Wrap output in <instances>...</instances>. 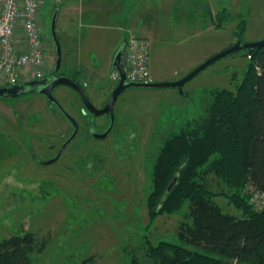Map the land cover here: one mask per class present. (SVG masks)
<instances>
[{
  "label": "rangeland",
  "instance_id": "374dc122",
  "mask_svg": "<svg viewBox=\"0 0 264 264\" xmlns=\"http://www.w3.org/2000/svg\"><path fill=\"white\" fill-rule=\"evenodd\" d=\"M64 1L42 0L41 21L46 35H51L56 5ZM129 5L131 21L140 27L139 33L131 34L150 41L154 80L180 79L235 43L239 38L234 30L241 13L248 19V28L240 39L247 42L264 37V0H134L128 1ZM224 7L232 18L216 27L210 12L216 14ZM65 12L63 5L57 20L62 70L78 78L95 105L101 107L117 81L111 77V67L103 62L108 49L104 37L100 42L94 36L114 29L76 20L70 26L77 34L72 45L71 34L64 30ZM76 47L99 60L98 70L80 63ZM46 58L50 71L56 61L54 46L46 52ZM247 62L244 51L225 56L186 82L183 91L177 86L125 89L116 101L115 128L104 140L92 138L87 132L92 115H83L77 91L61 85L57 95L79 119L81 131L59 161L44 166L36 161L34 153L42 159L51 157L56 151L53 146L58 147L71 133L70 121L44 96L27 93L0 97V241L26 231H34L39 238L50 235L46 248L32 255L33 264H129L124 245L145 232L154 242L167 239L206 251L179 236L178 227L185 221L181 213L162 214L146 228L152 155L164 133L180 129L205 112L210 88L235 89ZM94 73L96 76L90 78ZM96 116L101 126L109 122L106 114ZM96 148L104 153V160L102 166L93 169ZM208 181L214 190L228 188L215 174H210ZM214 199L225 212L242 215L225 195ZM213 253L222 257L218 251Z\"/></svg>",
  "mask_w": 264,
  "mask_h": 264
},
{
  "label": "trees",
  "instance_id": "16d2710c",
  "mask_svg": "<svg viewBox=\"0 0 264 264\" xmlns=\"http://www.w3.org/2000/svg\"><path fill=\"white\" fill-rule=\"evenodd\" d=\"M210 14L216 27L232 18L226 7ZM247 28L241 13L237 38ZM241 51L248 62L235 89L210 88L205 112L164 133L152 155L146 228L162 214L181 213L179 236L209 252L167 239L154 242L145 232L124 245L129 264H264V208L251 201L253 189L264 191V45L250 54ZM210 174L228 188L214 190ZM222 194L241 216L221 209L214 198ZM49 240L50 235L39 238L34 231L6 236L0 241V264H33L32 255Z\"/></svg>",
  "mask_w": 264,
  "mask_h": 264
},
{
  "label": "built area",
  "instance_id": "2783aa9c",
  "mask_svg": "<svg viewBox=\"0 0 264 264\" xmlns=\"http://www.w3.org/2000/svg\"><path fill=\"white\" fill-rule=\"evenodd\" d=\"M42 0H0V86L41 77L47 68V35L41 21ZM150 41L131 34L123 43L122 64L128 81L153 80ZM117 82L120 72H111ZM251 201L264 208V191L253 189Z\"/></svg>",
  "mask_w": 264,
  "mask_h": 264
},
{
  "label": "water",
  "instance_id": "95a60500",
  "mask_svg": "<svg viewBox=\"0 0 264 264\" xmlns=\"http://www.w3.org/2000/svg\"><path fill=\"white\" fill-rule=\"evenodd\" d=\"M62 7V4L58 5L53 13L52 19H51V33L52 37L56 43V55H57V62H56V69L58 70L62 63V45L58 36L57 32V20H58V14ZM264 45V37L255 40V41H247L243 42L240 38L230 45L229 47L223 49L222 51L215 53L214 55L208 57L204 61H202L199 65H197L195 68H193L189 73H187L185 76H183L180 79L173 80V81H165V80H151L147 82H136V81H128L126 78V73L122 64L121 55L123 51V45L117 50L114 60H113V67L114 69L117 68L120 72V79L115 85V87L112 89V92L110 94L109 100L107 103L102 106H96L93 102L87 87L78 79L70 75H59L56 76L54 79L49 80L50 76L40 77L37 79H33L30 81L15 83L11 85H3L0 86V97L6 96V97H17L25 92H31V91H40L45 94H47L50 102H55L60 110L64 113L65 116H67L70 121L72 122V125L74 127L73 132L71 135L66 139V141L63 143L62 148L63 149L68 143H70L79 133L80 130V122L68 109L65 107V105L61 102L59 98L54 93V88L57 85L65 84L73 89H75L79 95L82 98L83 103L85 104V107L91 111L94 115H100L104 113H110L111 121L109 127L104 132H97L95 131L93 134L96 137L103 138L105 137L113 128L115 124V104L119 97V95L127 88L130 87H165V86H177L180 88L181 91H183V86L186 82H188L190 79H192L194 76H196L199 72H201L203 69H205L210 64L216 62L217 60L228 56L230 54H233L235 52L241 51V50H247V53H251L254 49L259 48ZM56 73V71L54 72ZM58 157V156H57ZM57 157L48 160L47 162H53L57 159ZM176 181V178L173 180L171 185H174Z\"/></svg>",
  "mask_w": 264,
  "mask_h": 264
},
{
  "label": "crops",
  "instance_id": "0c3cea01",
  "mask_svg": "<svg viewBox=\"0 0 264 264\" xmlns=\"http://www.w3.org/2000/svg\"><path fill=\"white\" fill-rule=\"evenodd\" d=\"M128 1L134 0H66L63 4L66 10L64 15L66 17L64 30L67 31V33L69 31L71 34H68V37L69 40H72V45L77 34L71 30L70 26L71 23L76 20L84 21L87 23L86 25L89 26H96L97 23L103 25L106 24L111 27L110 29H114L109 33L94 36L96 41L100 42H103L102 39L104 37L108 45L107 53L104 56L103 62L107 67H111V71L114 69L113 60L116 51L123 45L126 38L132 32H140V27L136 26V24H133L131 21L132 14L129 8L131 6H128ZM81 32L80 34H82V36H92L88 32ZM71 43H69V47L72 46ZM76 49L77 55H80L79 61L82 65L93 67L98 70V59H93L92 55L89 56V54H84V52L79 51L80 49L77 47ZM74 51L76 52L75 48ZM93 75L96 76V73L90 74L89 77L93 78Z\"/></svg>",
  "mask_w": 264,
  "mask_h": 264
},
{
  "label": "flooded vegetation",
  "instance_id": "af4514ba",
  "mask_svg": "<svg viewBox=\"0 0 264 264\" xmlns=\"http://www.w3.org/2000/svg\"><path fill=\"white\" fill-rule=\"evenodd\" d=\"M58 36H59V33H58ZM59 39H60V36H59ZM55 47V52H56V43H55V41H54V39H53V37H52V33H51V35H47V50H46V52L49 50V48H52V47ZM122 56V55H121ZM56 62H57V55H56V61H55V64H54V67L50 70V71H47V68H46V71H45V73L41 76V77H45V76H50L49 78V80H52V79H54L56 76H59V75H68V74H66L63 70H62V63H61V66L59 67V69L57 70L56 69ZM56 71V73H54ZM38 78H40V77H38ZM35 79H37V78H35ZM33 80V79H32ZM61 85H65V84H60V85H57L55 88H54V93H55V95L57 96V98H59L58 97V95H57V90H58V88H60V86ZM66 86H68V85H66ZM70 87V86H69ZM115 87V85L112 87V89ZM72 88V87H71ZM73 89V88H72ZM112 89H111V92H112ZM75 90V89H74ZM76 91V90H75ZM27 93H29V94H32V96H36V95H40V96H44L47 100H48V102H50V100H49V98H48V96H47V94H45V93H43V92H40V91H31V92H25V93H23V94H27ZM78 93V92H77ZM79 94V93H78ZM18 97V96H17ZM81 97V96H80ZM109 97H110V95H109ZM109 97H108V99H107V101L109 100ZM29 98H31V97H29ZM82 99V98H81ZM107 101L104 103V105L107 103ZM62 102V101H61ZM51 104H53L54 106H56L59 110H60V108L58 107V105L55 103V102H50ZM63 103V102H62ZM82 104H83V106H82V109H81V111H82V113H83V115L86 117V118H89V117H91V115H92V119L90 120V121H88L87 122V125H86V129H87V132H89V135L92 137V138H95V139H101V140H104V139H106L107 137H109L110 135H111V133L113 132V130H114V128H115V124H114V126H113V128L111 129V131L105 136V137H103V138H99V137H96L93 133L95 132V131H97V132H104L108 127H109V125H110V121H111V116H110V113H104V114H106L107 115V117L109 118V122L108 123H105L104 125H100V123H99V120L96 118L97 116L96 115H94L91 111H89L86 107H85V104L83 103V101H82ZM104 105H102V106H104ZM116 105V104H115ZM101 106V107H102ZM66 107V106H65ZM68 109V108H67ZM69 110V109H68ZM60 112L64 115V113L60 110ZM75 116V115H74ZM76 117V116H75ZM66 118H68L67 116H66ZM68 120L70 121V119L68 118ZM79 120V119H78ZM80 122V121H79ZM70 124H71V127H72V131H71V133L73 132V129H74V127H73V125H72V122L70 121ZM81 122H80V130H79V133H78V135L76 136V137H78L79 135H80V131H81ZM71 133L68 135V137L71 135ZM67 137V138H68ZM76 137L74 138V139H76ZM66 138V139H67ZM66 139L65 140H63L61 143H60V145L58 146V147H56V146H53V145H51V146H53V148H56L55 150V152L53 153V155L51 156V157H48V158H46V159H42V158H40V157H38V153L37 154H35L34 153V157H36L37 159H36V161L38 162V163H40V164H43V166L44 165H49L50 163H55V162H57V161H59L60 160V158H61V156L63 155V153H64V151H65V149L74 141V139L70 142V143H68L63 149H61L62 148V145H63V143L66 141ZM96 156L94 157L93 156V158H92V162L95 164V166H93V169L94 168H98V167H100V166H102V162H103V160H104V153H102V152H99L98 151V148H96ZM91 152H92V149L90 148L89 150H88V153H87V157H86V161L89 159V156H90V154H91ZM97 153L98 154H100V156H98L97 155ZM101 155H102V158H101ZM58 156V157H57ZM55 157H57V159L56 160H54L53 162H50V163H48L47 161L48 160H50V159H53V158H55Z\"/></svg>",
  "mask_w": 264,
  "mask_h": 264
}]
</instances>
